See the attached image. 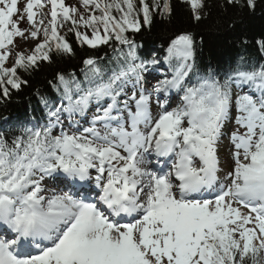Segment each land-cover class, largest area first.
Returning a JSON list of instances; mask_svg holds the SVG:
<instances>
[{"label": "snow or ice", "instance_id": "6c2138e0", "mask_svg": "<svg viewBox=\"0 0 264 264\" xmlns=\"http://www.w3.org/2000/svg\"><path fill=\"white\" fill-rule=\"evenodd\" d=\"M184 2L203 18L205 0ZM226 3L255 13L264 0ZM172 13V0H0V103L53 54L74 55L70 35L121 58L110 75L85 59L86 85L56 73L63 96L45 123L0 132V264H264V63L197 73L181 32L170 78L145 87L163 65L130 34ZM93 102L91 126L66 130L62 114Z\"/></svg>", "mask_w": 264, "mask_h": 264}, {"label": "trees", "instance_id": "16d2710c", "mask_svg": "<svg viewBox=\"0 0 264 264\" xmlns=\"http://www.w3.org/2000/svg\"><path fill=\"white\" fill-rule=\"evenodd\" d=\"M205 4L204 16L197 21L184 0H172L171 16H154L150 28L144 27L140 33L130 34L142 46L137 50L138 54L149 58L162 55L176 34L190 32L196 41L194 71L197 73L212 69L224 76L241 62V58L250 64L264 63V52L257 44L258 40L264 39V4L258 5L255 13L231 7L226 0H205ZM69 39L74 55L53 54L52 63L42 62L39 68L25 74L29 84L0 103V130L5 127V134L11 132L12 125L25 124L32 116L42 117L43 112L57 105L59 100L56 98L63 91H56L49 83L56 73L62 72L66 77L75 73L77 80L87 83L83 61L89 57L97 59L105 75L119 70L121 58L113 51L111 42L91 48L79 45L74 36L70 35ZM41 97L49 101L47 107ZM13 132L18 134L19 130Z\"/></svg>", "mask_w": 264, "mask_h": 264}, {"label": "rangeland", "instance_id": "374dc122", "mask_svg": "<svg viewBox=\"0 0 264 264\" xmlns=\"http://www.w3.org/2000/svg\"><path fill=\"white\" fill-rule=\"evenodd\" d=\"M66 2L75 3V0H66ZM34 43L35 42L29 43V44L26 45V47L28 49H31L34 46ZM161 64L163 65L162 67H168L169 66V63H165L164 61ZM158 67H161V66L158 65ZM158 70H159V68H157V70H155V71L146 73L147 82L145 83L144 86L150 88L151 87V82L152 81H156L157 79L160 78V77H158ZM161 71L165 72V70H161ZM62 96H63V93L59 94V97H57V98L60 99V98H62ZM57 98H56V100H58ZM172 100H174V102H173V104L170 103L171 106L172 107H176V105H177L176 104L177 103V95L174 96V98L170 97V101H172ZM97 111H98L97 107H95L94 105H90L88 110L85 113H83V114L73 113L70 116H68L67 119H65L66 122L63 123V124L67 128H70L71 125L75 126L77 123H78L79 126L89 127V126H91V121L93 119V116L95 114H97ZM231 131H232L231 127L229 129H227L228 135L231 134ZM230 147H231L230 141L228 139H224L223 142H222V146L220 148V154H221V158H222L223 161L230 160V153H229V148Z\"/></svg>", "mask_w": 264, "mask_h": 264}, {"label": "bare ground", "instance_id": "6f19581e", "mask_svg": "<svg viewBox=\"0 0 264 264\" xmlns=\"http://www.w3.org/2000/svg\"><path fill=\"white\" fill-rule=\"evenodd\" d=\"M55 185V184H54ZM56 186V185H55Z\"/></svg>", "mask_w": 264, "mask_h": 264}]
</instances>
